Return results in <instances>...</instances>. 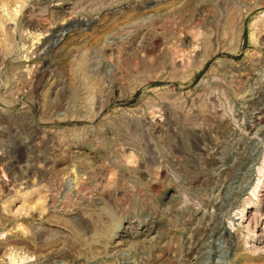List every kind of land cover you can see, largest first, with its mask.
Here are the masks:
<instances>
[{
	"label": "rangeland",
	"instance_id": "obj_1",
	"mask_svg": "<svg viewBox=\"0 0 264 264\" xmlns=\"http://www.w3.org/2000/svg\"><path fill=\"white\" fill-rule=\"evenodd\" d=\"M261 232L264 0H0V264H264Z\"/></svg>",
	"mask_w": 264,
	"mask_h": 264
},
{
	"label": "bare ground",
	"instance_id": "obj_2",
	"mask_svg": "<svg viewBox=\"0 0 264 264\" xmlns=\"http://www.w3.org/2000/svg\"><path fill=\"white\" fill-rule=\"evenodd\" d=\"M97 4H98V3H97ZM16 8H17V7H16ZM240 18H241V17H240ZM240 22H241V21H240ZM240 22L238 21L237 23H240ZM237 23H236V24H237ZM236 28H237V27H236ZM237 31H238V30H237ZM239 32H240V31H239ZM236 33H237V32H236ZM238 36H239V35H238ZM238 39H239V38H238ZM138 40H139V39H138ZM205 51H206V50H205ZM206 52H207V51H206ZM209 52H210V51H209ZM209 52H208V53H209ZM203 54H204V52H203ZM204 55H205V54H204ZM208 55H209V54H208ZM208 55H206V56H208ZM80 65H82V64H80ZM83 67H85V66H83ZM80 68H81V67H80ZM86 69H87V68H86ZM151 71H152V70H151ZM85 74H86V73H85ZM87 74H88V73H87ZM93 74H94V73H93ZM89 75H90V74H89ZM89 75H88V76H89ZM83 76H85V75H83ZM88 76H87V78H88ZM85 78H86V76H85ZM85 78H84V79H85ZM91 78H92V76H91ZM96 78H97V77H96ZM94 80H96V79H94ZM88 81H89V80H88ZM91 81H92V80H91ZM92 82H94V81H92ZM93 85H94V84H93ZM95 85H96V84H95ZM132 85H133V84H132ZM86 113H88V112H86ZM86 115H87V114H86ZM114 206H115V205H114ZM55 216H56V215H55ZM244 216H245V215H242L241 217H244ZM239 218H240V217H239ZM231 229H232V228H230V231H231ZM232 230H233V229H232ZM257 235H258L259 237H262V236H264V232H261V233H259V234L255 233V236H257ZM260 239H261V238H260ZM262 240H263V239H262ZM249 241H250V240H249V238H248V239L246 240V242H249ZM247 246H248V245H247ZM262 247H263V246H262ZM258 248H260V245L255 243L254 246H253V249H254V250H257Z\"/></svg>",
	"mask_w": 264,
	"mask_h": 264
}]
</instances>
